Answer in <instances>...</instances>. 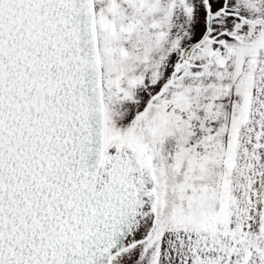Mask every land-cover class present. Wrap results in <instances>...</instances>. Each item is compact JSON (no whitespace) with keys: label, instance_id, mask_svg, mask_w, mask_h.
Instances as JSON below:
<instances>
[{"label":"snow or ice","instance_id":"1","mask_svg":"<svg viewBox=\"0 0 264 264\" xmlns=\"http://www.w3.org/2000/svg\"><path fill=\"white\" fill-rule=\"evenodd\" d=\"M0 264H264V0H0Z\"/></svg>","mask_w":264,"mask_h":264}]
</instances>
